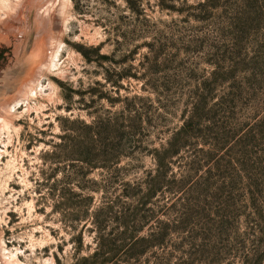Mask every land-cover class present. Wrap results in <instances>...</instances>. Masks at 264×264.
Listing matches in <instances>:
<instances>
[{
  "label": "rangeland",
  "instance_id": "obj_1",
  "mask_svg": "<svg viewBox=\"0 0 264 264\" xmlns=\"http://www.w3.org/2000/svg\"><path fill=\"white\" fill-rule=\"evenodd\" d=\"M0 53V106L43 86L0 129V264H264V0H0Z\"/></svg>",
  "mask_w": 264,
  "mask_h": 264
},
{
  "label": "trees",
  "instance_id": "obj_2",
  "mask_svg": "<svg viewBox=\"0 0 264 264\" xmlns=\"http://www.w3.org/2000/svg\"><path fill=\"white\" fill-rule=\"evenodd\" d=\"M103 210L104 209H99V211H97L92 218V223H94V227L97 231L96 240H97L98 253L113 251V250L116 251L119 250V247L124 246V244L116 246L115 245L117 243L116 239H113L112 237L106 236V234H104V231L106 229V224L103 219ZM145 242H149V240L132 239L131 242L128 244L129 252H133L137 250L140 246L144 247Z\"/></svg>",
  "mask_w": 264,
  "mask_h": 264
},
{
  "label": "bare ground",
  "instance_id": "obj_3",
  "mask_svg": "<svg viewBox=\"0 0 264 264\" xmlns=\"http://www.w3.org/2000/svg\"><path fill=\"white\" fill-rule=\"evenodd\" d=\"M56 56V55H55ZM56 58V57H55ZM53 60V59H52ZM51 60V62L52 63H54V61H52ZM40 69H41V67L39 68V73L38 74H40L41 73V71H40ZM38 83H40L39 82V80H38ZM28 85V84H27ZM27 85H26V87L24 86L23 87V89H21V91H20V93H18L17 94V99H15V100H13L12 102H10V103H4V104H2L1 106H0V119H1V121H2V123H1V125H0V129H2V128H4V127H6V128H8V125L10 124V122H12V120L15 118V114H13V112L12 111H15L16 109H17V107L21 104V103H23V102H27V100L29 99L28 97L30 96V95H34V94H36L37 92L35 91V88L36 87H38V86H42V84L40 83V84H37L38 86H36V87H33L32 86V84L30 85V86H28L27 87ZM36 85V84H35ZM43 87V86H42ZM41 87V88H42ZM39 88V87H38ZM37 90V89H36ZM15 113V112H14ZM17 116V115H16ZM0 121V122H1ZM0 251H1V255L3 254L4 256H6L5 255V252L7 251V248L5 247V244L3 243V244H1L0 245ZM10 254V253H9ZM12 254V253H11ZM4 256H2L3 258H5ZM12 256H14V255H12ZM15 257V256H14ZM14 257H11L12 258V260H13V258ZM5 260V259H4ZM19 262V261H18ZM14 263H16V261H8V260H6V264H14ZM19 264H21V263H19Z\"/></svg>",
  "mask_w": 264,
  "mask_h": 264
},
{
  "label": "flooded vegetation",
  "instance_id": "obj_4",
  "mask_svg": "<svg viewBox=\"0 0 264 264\" xmlns=\"http://www.w3.org/2000/svg\"><path fill=\"white\" fill-rule=\"evenodd\" d=\"M3 53H0V59L2 58Z\"/></svg>",
  "mask_w": 264,
  "mask_h": 264
}]
</instances>
